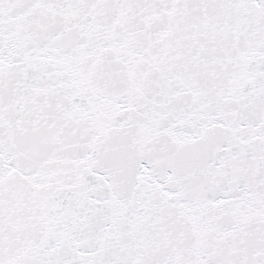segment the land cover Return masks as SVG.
Segmentation results:
<instances>
[{
	"label": "snow or ice",
	"instance_id": "snow-or-ice-1",
	"mask_svg": "<svg viewBox=\"0 0 264 264\" xmlns=\"http://www.w3.org/2000/svg\"><path fill=\"white\" fill-rule=\"evenodd\" d=\"M0 264H264V0H0Z\"/></svg>",
	"mask_w": 264,
	"mask_h": 264
}]
</instances>
